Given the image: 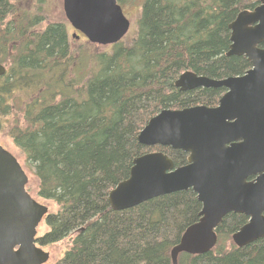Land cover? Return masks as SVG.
<instances>
[{
  "label": "trees",
  "instance_id": "1",
  "mask_svg": "<svg viewBox=\"0 0 264 264\" xmlns=\"http://www.w3.org/2000/svg\"><path fill=\"white\" fill-rule=\"evenodd\" d=\"M259 3L143 0L132 42L124 37L102 49L91 42L75 48L64 22L41 30L42 14L22 0H0V61L9 68L0 76V131L35 176L38 197L58 207L37 236L42 247L71 240L54 264H173L172 249L200 218L197 193L189 188L114 210L109 192L144 153L162 151L176 166L187 164L188 152L143 145L140 131L164 108L219 104L225 87L183 91L175 82L187 70L214 79L244 74L248 58L227 55L229 25ZM248 220L227 214L215 247L182 252L178 264H264V237L242 247L233 241Z\"/></svg>",
  "mask_w": 264,
  "mask_h": 264
},
{
  "label": "water",
  "instance_id": "2",
  "mask_svg": "<svg viewBox=\"0 0 264 264\" xmlns=\"http://www.w3.org/2000/svg\"><path fill=\"white\" fill-rule=\"evenodd\" d=\"M63 9L69 23L95 44H117L131 27L118 0H63ZM229 28L227 55H245L252 66L223 79L183 72L175 82L180 90L225 87L219 104L164 108L138 136L146 146L188 152L187 164L176 166L162 151L144 153L134 159L130 176L109 192L114 210L189 188L197 193L200 218L172 249L173 264L182 252L202 254L214 248L216 228L231 212L249 217L232 236L236 245L264 237V0L242 10ZM6 72L0 62V76ZM28 183L18 158L0 143V264H45L50 259L37 242L49 206L29 193Z\"/></svg>",
  "mask_w": 264,
  "mask_h": 264
},
{
  "label": "rangeland",
  "instance_id": "3",
  "mask_svg": "<svg viewBox=\"0 0 264 264\" xmlns=\"http://www.w3.org/2000/svg\"><path fill=\"white\" fill-rule=\"evenodd\" d=\"M23 4L29 7L31 11H33L36 14H42L44 20L42 21L41 25L39 27H44L47 23H53V22H64L68 23V20L65 16V12L63 9V0H43L42 2H39V0H22ZM143 0H127L126 3L123 4V9L125 14L130 18L131 20V28L128 32V34L125 36V42H132V39L135 37L136 29L138 27V20L141 14V6H142ZM41 7V10H40ZM70 37H72V34H69ZM75 48H78V46L85 45V43L81 42H75L73 43ZM83 47V46H82ZM102 49H106L109 46H100ZM93 49V48H92ZM0 143H2L8 150L13 152L16 156H18L20 162L22 165H25V160L23 156L20 154V151L15 147L13 143L12 137L7 133L5 130L0 131ZM26 171L29 174L30 177V184L33 187L32 195L37 198L40 202L47 204L49 206V212H55L57 211L58 207L53 201H47L44 199H41L38 197L36 193V187H37V181L35 176L31 173V171L24 166ZM45 231H47V226L45 224V220L43 219L38 227V234H43ZM71 240L65 239L58 243H55L51 246H44L43 248L45 250H48L50 252V260L46 264H54L59 258H61L66 249L71 246Z\"/></svg>",
  "mask_w": 264,
  "mask_h": 264
},
{
  "label": "flooded vegetation",
  "instance_id": "4",
  "mask_svg": "<svg viewBox=\"0 0 264 264\" xmlns=\"http://www.w3.org/2000/svg\"><path fill=\"white\" fill-rule=\"evenodd\" d=\"M44 19H42V21H43ZM42 21H41V23H42ZM41 25V24H40ZM47 25H49V23H47L44 27H40V29L41 30H43V29H45L46 28V26ZM65 27H66V31H67V36H68V38H67V42H90L89 40H88V38L81 32V31H79V30H76L69 22L68 23H65ZM72 34V37H70V35L69 34ZM26 41V40H25ZM39 40L38 39H29L28 41H26V42H38ZM8 42H24L23 40H10V41H8ZM260 47H263L264 48V43L263 44H260ZM2 64H4L5 66H6V68H7V72H8V66H7V64L8 63H6V62H2V61H0ZM6 72V73H7ZM5 73V74H6ZM4 74V75H5ZM3 76V75H2ZM225 94V93H224ZM253 179V178H252Z\"/></svg>",
  "mask_w": 264,
  "mask_h": 264
}]
</instances>
